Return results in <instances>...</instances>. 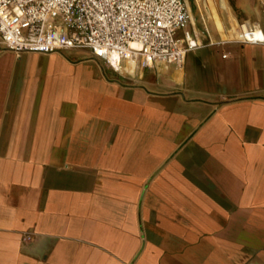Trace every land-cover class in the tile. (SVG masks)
<instances>
[{"label":"crops","instance_id":"0c3cea01","mask_svg":"<svg viewBox=\"0 0 264 264\" xmlns=\"http://www.w3.org/2000/svg\"><path fill=\"white\" fill-rule=\"evenodd\" d=\"M187 1L181 65L0 46V264H264V44Z\"/></svg>","mask_w":264,"mask_h":264},{"label":"built area","instance_id":"2783aa9c","mask_svg":"<svg viewBox=\"0 0 264 264\" xmlns=\"http://www.w3.org/2000/svg\"><path fill=\"white\" fill-rule=\"evenodd\" d=\"M189 19L187 0H0V46L17 55L87 50L115 72L124 61L181 65L202 46ZM238 33L264 44V26L242 23Z\"/></svg>","mask_w":264,"mask_h":264},{"label":"rangeland","instance_id":"374dc122","mask_svg":"<svg viewBox=\"0 0 264 264\" xmlns=\"http://www.w3.org/2000/svg\"><path fill=\"white\" fill-rule=\"evenodd\" d=\"M262 1L264 0H227L226 3H228L227 6H229L228 8H230V11L234 15L235 17L234 19H236L237 21L236 23L238 25L242 23L255 25L261 19L259 14V9L261 7ZM190 3H191L193 19L197 27H199L200 25L199 23L200 11L205 13L204 6L209 5L211 13H212V9H211L212 6L219 14L223 22V25L225 27V33L231 30L232 27L229 18L227 17V13L220 8L219 0H190ZM212 29L213 31L216 30L213 21H212ZM79 55L84 56L86 54L81 52L79 53Z\"/></svg>","mask_w":264,"mask_h":264},{"label":"bare ground","instance_id":"6f19581e","mask_svg":"<svg viewBox=\"0 0 264 264\" xmlns=\"http://www.w3.org/2000/svg\"><path fill=\"white\" fill-rule=\"evenodd\" d=\"M135 65V64H134Z\"/></svg>","mask_w":264,"mask_h":264}]
</instances>
